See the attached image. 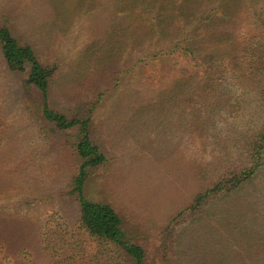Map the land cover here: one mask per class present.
<instances>
[{"label":"rangeland","instance_id":"1","mask_svg":"<svg viewBox=\"0 0 264 264\" xmlns=\"http://www.w3.org/2000/svg\"><path fill=\"white\" fill-rule=\"evenodd\" d=\"M134 2L0 0V24L41 65L58 66L48 106L88 118L104 156L86 167L81 192L114 208L124 237L145 248V264H264V158L240 187L194 201L246 165L264 122V83L231 64L243 47L208 43L203 25L194 39L189 16L176 14V27L162 30L128 9ZM250 7L243 0L238 10L243 27ZM186 46L196 47L192 55ZM209 55L226 79L214 71L205 82L197 59ZM44 102L0 53V264H133L80 227L69 184L81 162L71 147L77 125L55 128Z\"/></svg>","mask_w":264,"mask_h":264},{"label":"trees","instance_id":"2","mask_svg":"<svg viewBox=\"0 0 264 264\" xmlns=\"http://www.w3.org/2000/svg\"><path fill=\"white\" fill-rule=\"evenodd\" d=\"M128 5V9L133 7L135 12L143 11L144 19L155 21L156 25H162L168 29L178 15L181 22L185 19L194 20L190 27L193 29L191 37L203 25L207 30L208 43L220 45L227 42L230 47H243L240 51L233 53L231 64L242 70H249L251 75L258 76L264 83V0H249L251 7L248 16V27L240 25L242 17L238 15V10L242 7L243 0H136ZM136 3L141 5L139 8ZM149 5V7L146 5ZM125 8V7H124ZM149 8V11H147ZM123 9V7H122ZM126 9V8H125ZM160 14L166 18L159 17ZM188 14V15H187ZM194 15V16H191ZM177 19V20H178ZM179 21V20H178ZM195 22H197L195 24ZM194 23V24H193ZM197 25V26H196ZM253 27V32L249 31ZM201 28V29H202ZM196 36L194 37V39ZM218 47V46H217ZM194 46H186L185 50L190 55L194 53ZM172 52V48H167ZM0 53L6 65L20 73H24L25 82L39 89L44 95L42 106L43 117L52 123L59 130H67L77 125L76 135L72 149L76 156L81 159L80 165L72 174L69 184L73 185L76 192V202L78 204V221L84 231L99 240L112 242L120 246L125 253L134 260L133 264H145L144 258L146 250L143 246L129 242L124 236L121 228V220L114 208L104 202L88 199L81 192L85 179L86 167L99 166L103 163L104 156L94 144L88 132V118H71L50 108L46 102L47 89L51 80L58 72L57 65L43 66L36 58L33 49L29 45H23L11 34L9 28L0 24ZM199 66L205 67L204 80L206 83L213 82L211 73L214 71L221 79H226L224 69L219 68L220 62H215V57L209 55L199 57ZM212 60V61H210ZM247 61V62H246ZM219 69V71H218ZM232 69V68H229ZM217 70V71H216ZM234 70V69H232ZM231 71V70H230ZM235 71V70H234ZM249 73V72H248ZM231 74H234L231 71ZM230 74V75H231ZM217 78V79H220ZM264 158V122L251 137L246 150V165L238 171L232 173L228 178L225 176L214 181L211 188L198 192L194 196L195 207L207 197L209 192L219 190L236 189L244 183L248 177L259 170ZM257 170V171H258ZM192 204L189 208H195Z\"/></svg>","mask_w":264,"mask_h":264}]
</instances>
